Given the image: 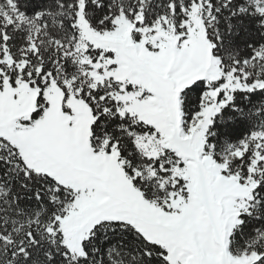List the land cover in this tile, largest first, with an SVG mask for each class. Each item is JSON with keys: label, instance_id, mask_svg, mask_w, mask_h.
I'll return each mask as SVG.
<instances>
[{"label": "snow or ice", "instance_id": "1", "mask_svg": "<svg viewBox=\"0 0 264 264\" xmlns=\"http://www.w3.org/2000/svg\"><path fill=\"white\" fill-rule=\"evenodd\" d=\"M0 264H264V0H0Z\"/></svg>", "mask_w": 264, "mask_h": 264}]
</instances>
